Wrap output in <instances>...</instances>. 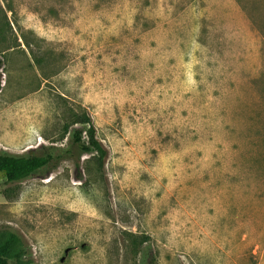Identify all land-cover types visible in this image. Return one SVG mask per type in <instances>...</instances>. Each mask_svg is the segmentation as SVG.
<instances>
[{
    "label": "rangeland",
    "instance_id": "374dc122",
    "mask_svg": "<svg viewBox=\"0 0 264 264\" xmlns=\"http://www.w3.org/2000/svg\"><path fill=\"white\" fill-rule=\"evenodd\" d=\"M0 78L13 264H264V0H0Z\"/></svg>",
    "mask_w": 264,
    "mask_h": 264
},
{
    "label": "trees",
    "instance_id": "16d2710c",
    "mask_svg": "<svg viewBox=\"0 0 264 264\" xmlns=\"http://www.w3.org/2000/svg\"><path fill=\"white\" fill-rule=\"evenodd\" d=\"M1 84V78H0ZM74 124H83L86 127H74L71 131L72 143L76 144L81 154L88 153L93 156L104 155L100 141L96 135V129L91 118L86 114L77 115ZM65 132H69L66 126ZM85 134V135H84ZM61 147L55 145L41 146V153H29L24 155L0 153V171L5 173L9 183L21 181L31 175L45 176L51 172L59 163L62 155ZM147 237H143L140 243L143 244ZM21 238L14 232L0 233V264H13L11 261L19 262L22 259L19 243ZM148 264H155L151 258Z\"/></svg>",
    "mask_w": 264,
    "mask_h": 264
}]
</instances>
